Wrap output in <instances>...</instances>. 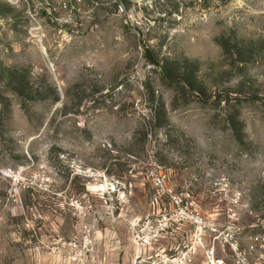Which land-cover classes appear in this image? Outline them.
<instances>
[{
  "label": "rangeland",
  "instance_id": "1",
  "mask_svg": "<svg viewBox=\"0 0 264 264\" xmlns=\"http://www.w3.org/2000/svg\"><path fill=\"white\" fill-rule=\"evenodd\" d=\"M62 154L130 193L97 196ZM153 162L205 221L264 234V0H0V264H131L173 208Z\"/></svg>",
  "mask_w": 264,
  "mask_h": 264
},
{
  "label": "built area",
  "instance_id": "2",
  "mask_svg": "<svg viewBox=\"0 0 264 264\" xmlns=\"http://www.w3.org/2000/svg\"><path fill=\"white\" fill-rule=\"evenodd\" d=\"M118 109V108H117ZM61 162L69 169L73 178H80L86 181L94 188L97 196L113 200L115 197L124 199L127 195V185L122 184L116 178L110 176L106 170L96 169L85 166L81 160L62 154ZM152 169L148 172V179L157 189L159 197H166L170 200L173 208L163 214L154 226L146 224L140 231L142 236H138L142 240L143 246L157 243L162 234L174 226H179L185 223H191L197 231V240L195 247H191L186 252L179 256H165L160 259V264H192L193 254L196 252V247L204 249V259L202 264H260L252 263L253 255L264 250V234L257 233L248 236V245L243 247L237 234L233 230H224L222 232L214 229L211 222L205 221L198 209V204L194 200H188L189 196L184 192H177L170 186V178L162 172L161 167L153 162ZM16 181H22V171H18L15 176ZM47 182H51L47 176ZM123 187V191L121 189ZM122 191V192H121ZM235 205L239 204V200H235ZM247 209V208H246ZM236 215V214H235ZM210 230L216 236L210 246L204 244V235ZM142 237V239H141ZM221 242L224 246V251L230 252L228 256L218 255L217 243Z\"/></svg>",
  "mask_w": 264,
  "mask_h": 264
},
{
  "label": "crops",
  "instance_id": "3",
  "mask_svg": "<svg viewBox=\"0 0 264 264\" xmlns=\"http://www.w3.org/2000/svg\"><path fill=\"white\" fill-rule=\"evenodd\" d=\"M133 177H127L123 181L128 188L132 187L131 183ZM117 179V178H116ZM117 180L120 181L118 178ZM130 193L127 192V194ZM206 214L210 216V222L214 229L222 232L224 230H233L243 247L248 245V236L251 234H255L256 228H259L258 225L252 223H248L247 218L237 217L236 212H234L230 208H219V207H210L206 208ZM246 213V212H244ZM241 214V213H240ZM244 215V214H243ZM144 224H149L150 226H154L156 222L159 220H149ZM143 226V227H144ZM216 234L208 230L204 235V244L206 246H210L213 243V239ZM197 240V231L193 224L185 223L179 226H174L171 229H168L165 233L162 234V237L157 243H151L147 246H142V254H134L132 256H125V258L129 259L131 264H160V259L165 256H179L180 254L186 252L191 247H195V243ZM103 241V240H102ZM109 241L106 240L105 245ZM104 243V242H103ZM121 243L120 240L112 241V247L118 246ZM139 249V248H138ZM218 255L220 256H228L230 252L224 251L223 243H217ZM137 250V248H136ZM141 250V249H139ZM193 264H202L204 259V249L201 247H196V252L193 254ZM117 256L115 254L108 255L102 254L98 256V260L101 264H114L117 261ZM252 263H260L264 264V250L257 251L252 257Z\"/></svg>",
  "mask_w": 264,
  "mask_h": 264
},
{
  "label": "water",
  "instance_id": "4",
  "mask_svg": "<svg viewBox=\"0 0 264 264\" xmlns=\"http://www.w3.org/2000/svg\"><path fill=\"white\" fill-rule=\"evenodd\" d=\"M146 55L148 60L153 63L154 65H158V62L153 58L151 52L149 50L146 51Z\"/></svg>",
  "mask_w": 264,
  "mask_h": 264
}]
</instances>
